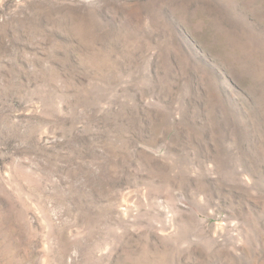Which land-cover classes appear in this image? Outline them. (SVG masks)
Here are the masks:
<instances>
[{"label":"rangeland","instance_id":"374dc122","mask_svg":"<svg viewBox=\"0 0 264 264\" xmlns=\"http://www.w3.org/2000/svg\"><path fill=\"white\" fill-rule=\"evenodd\" d=\"M0 264H264V0H0Z\"/></svg>","mask_w":264,"mask_h":264}]
</instances>
